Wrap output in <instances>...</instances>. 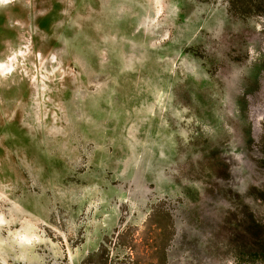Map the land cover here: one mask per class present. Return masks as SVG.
<instances>
[{
  "label": "rangeland",
  "instance_id": "374dc122",
  "mask_svg": "<svg viewBox=\"0 0 264 264\" xmlns=\"http://www.w3.org/2000/svg\"><path fill=\"white\" fill-rule=\"evenodd\" d=\"M231 1L0 0V264H84L154 210L168 264H264V0Z\"/></svg>",
  "mask_w": 264,
  "mask_h": 264
},
{
  "label": "trees",
  "instance_id": "16d2710c",
  "mask_svg": "<svg viewBox=\"0 0 264 264\" xmlns=\"http://www.w3.org/2000/svg\"><path fill=\"white\" fill-rule=\"evenodd\" d=\"M231 5L236 13L244 15L249 13L248 7L253 5V0L231 1ZM252 221L251 231L254 233L249 230L245 233L255 235V256L264 263V222L254 218ZM173 231L170 214L154 210L143 230L135 232L132 227H125L116 236L105 240L101 253L93 255L84 264H168V246L174 236ZM118 248L126 250V253L114 256L111 251Z\"/></svg>",
  "mask_w": 264,
  "mask_h": 264
}]
</instances>
